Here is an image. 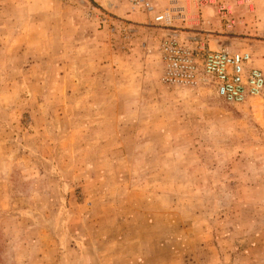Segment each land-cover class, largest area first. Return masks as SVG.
Instances as JSON below:
<instances>
[{
    "label": "rangeland",
    "instance_id": "obj_1",
    "mask_svg": "<svg viewBox=\"0 0 264 264\" xmlns=\"http://www.w3.org/2000/svg\"><path fill=\"white\" fill-rule=\"evenodd\" d=\"M0 0V264H264V97L160 82L171 37L264 72V0Z\"/></svg>",
    "mask_w": 264,
    "mask_h": 264
},
{
    "label": "built area",
    "instance_id": "obj_2",
    "mask_svg": "<svg viewBox=\"0 0 264 264\" xmlns=\"http://www.w3.org/2000/svg\"><path fill=\"white\" fill-rule=\"evenodd\" d=\"M123 1L130 5L132 11L154 14L155 22L168 19L166 13L155 14L149 0ZM160 56V82L164 85L187 89L207 87L229 105L264 97V72L254 64L251 53L247 51L213 50L205 41L190 46L171 37L161 45Z\"/></svg>",
    "mask_w": 264,
    "mask_h": 264
}]
</instances>
